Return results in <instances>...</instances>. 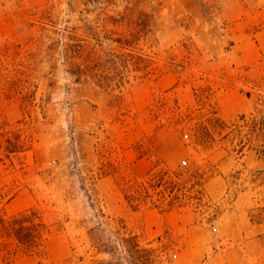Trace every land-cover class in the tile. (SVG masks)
<instances>
[{"label":"rangeland","instance_id":"obj_1","mask_svg":"<svg viewBox=\"0 0 264 264\" xmlns=\"http://www.w3.org/2000/svg\"><path fill=\"white\" fill-rule=\"evenodd\" d=\"M6 124L0 213L48 232L0 264H264V0H0ZM157 176L183 207L132 208Z\"/></svg>","mask_w":264,"mask_h":264},{"label":"trees","instance_id":"obj_2","mask_svg":"<svg viewBox=\"0 0 264 264\" xmlns=\"http://www.w3.org/2000/svg\"><path fill=\"white\" fill-rule=\"evenodd\" d=\"M84 49L85 47H79V51H84ZM77 67L82 73L86 72L80 66ZM31 137L27 128L17 129L7 124L2 125L0 127V149L3 150L4 156L10 159L12 155L25 151ZM258 153L259 158L264 160V147L258 150ZM166 183L163 176H157L148 183L147 187L132 194H126V200L135 209L147 203H151L156 208H162L161 205L166 203V208L163 209L165 211L183 207L182 194L175 190L176 186L173 182H170L164 190H159ZM170 185L173 186L169 187ZM47 232L46 224L35 210L14 216L0 213V246L3 252L22 253L23 255L39 254L45 248Z\"/></svg>","mask_w":264,"mask_h":264},{"label":"crops","instance_id":"obj_3","mask_svg":"<svg viewBox=\"0 0 264 264\" xmlns=\"http://www.w3.org/2000/svg\"><path fill=\"white\" fill-rule=\"evenodd\" d=\"M164 79L165 77L160 79V82H162ZM229 223H232L233 226L232 234L229 237L233 239L234 242H240L242 240V228L238 218L236 216L229 217L228 224Z\"/></svg>","mask_w":264,"mask_h":264}]
</instances>
